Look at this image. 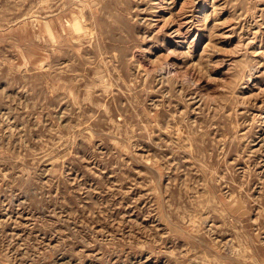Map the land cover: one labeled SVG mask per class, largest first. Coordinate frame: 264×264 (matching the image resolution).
I'll use <instances>...</instances> for the list:
<instances>
[{"label": "rangeland", "instance_id": "1", "mask_svg": "<svg viewBox=\"0 0 264 264\" xmlns=\"http://www.w3.org/2000/svg\"><path fill=\"white\" fill-rule=\"evenodd\" d=\"M0 264H264V0H0Z\"/></svg>", "mask_w": 264, "mask_h": 264}]
</instances>
